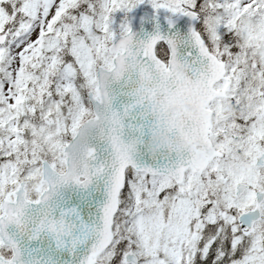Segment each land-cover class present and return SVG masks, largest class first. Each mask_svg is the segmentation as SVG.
<instances>
[{
  "label": "snow or ice",
  "instance_id": "6c2138e0",
  "mask_svg": "<svg viewBox=\"0 0 264 264\" xmlns=\"http://www.w3.org/2000/svg\"><path fill=\"white\" fill-rule=\"evenodd\" d=\"M0 264H264V0H0Z\"/></svg>",
  "mask_w": 264,
  "mask_h": 264
},
{
  "label": "clouds",
  "instance_id": "9594fccd",
  "mask_svg": "<svg viewBox=\"0 0 264 264\" xmlns=\"http://www.w3.org/2000/svg\"><path fill=\"white\" fill-rule=\"evenodd\" d=\"M183 110L185 112H188V113H194V109L191 105H188V104H185L183 105ZM177 112V109L176 108H170L168 110V114L169 115H174L175 113ZM169 144V140L168 138L166 137H163L159 134H157L155 137L151 138V140L149 141L148 145H147V148H146V151L150 152L151 154H155L157 152V150L161 149V148H164V147H167ZM175 147L176 149L179 151V150H184V149H187L189 151H195V152H199L201 151L200 147L198 145H185L183 142H180V141H177L175 143ZM137 148L138 146L136 144H130L129 146V150L130 152L132 153H135L137 151Z\"/></svg>",
  "mask_w": 264,
  "mask_h": 264
},
{
  "label": "water",
  "instance_id": "95a60500",
  "mask_svg": "<svg viewBox=\"0 0 264 264\" xmlns=\"http://www.w3.org/2000/svg\"><path fill=\"white\" fill-rule=\"evenodd\" d=\"M144 139H145V141H144V144H143L142 147L146 150L147 145H148L149 141L151 140V137L148 138V136L146 135V136L144 137ZM137 146H138V147H141L140 145H137ZM148 162L151 163V158H148Z\"/></svg>",
  "mask_w": 264,
  "mask_h": 264
}]
</instances>
